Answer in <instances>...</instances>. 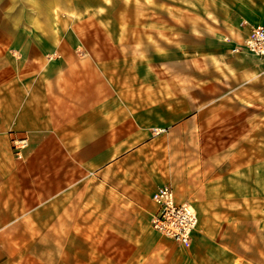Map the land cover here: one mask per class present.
Segmentation results:
<instances>
[{
    "label": "rangeland",
    "instance_id": "obj_1",
    "mask_svg": "<svg viewBox=\"0 0 264 264\" xmlns=\"http://www.w3.org/2000/svg\"><path fill=\"white\" fill-rule=\"evenodd\" d=\"M262 6L259 0H0V82L18 75L36 80L38 122L49 119L55 133L52 141L37 139L45 129L11 140L12 155L24 164L33 150L39 172L52 146L54 167L78 168L65 184L71 197L49 209L39 204L33 216L20 207L17 221L5 222L0 264H233L204 235L234 216L257 218L263 238L264 140L238 158L228 156L240 149H230L233 143L202 156L195 125L182 124L237 100L259 101L264 117V61L244 47L247 30L264 25ZM75 35L81 44L69 47ZM87 53L115 57L91 63ZM68 55L75 61H63ZM93 71L101 77L100 118L116 116L107 138L117 152L96 158L85 140L63 154L68 122L76 118L85 132L97 122L83 109L87 93L70 83L78 76L91 84ZM160 186L178 187L198 210L189 248L150 228L149 198ZM203 186L211 189L205 195Z\"/></svg>",
    "mask_w": 264,
    "mask_h": 264
},
{
    "label": "crops",
    "instance_id": "obj_2",
    "mask_svg": "<svg viewBox=\"0 0 264 264\" xmlns=\"http://www.w3.org/2000/svg\"><path fill=\"white\" fill-rule=\"evenodd\" d=\"M259 1L264 4V0ZM263 7L264 6L261 8ZM263 11L262 9L259 10L260 13H263ZM251 20H253V17ZM257 26L264 27V25ZM248 33L249 29L245 37H247ZM66 43L69 47H75L81 44V40L75 35L72 36V38H68ZM83 56L90 57L91 59L87 61L91 63L108 62L114 60L115 57L111 54L100 55L89 53L83 54ZM63 61L73 62L75 60L71 59L68 55ZM257 61H259V66L255 65L257 67L256 73L262 72V68L260 67L261 62L258 59ZM52 67L50 68V66H48L46 70L49 76L53 74L51 71ZM86 67H88L87 64ZM92 73L94 75L92 76L91 84H80V80L77 78L78 76L71 80L70 83L73 85V89L87 93L85 101L82 103L84 104L83 109L89 110L88 113L96 118L97 122L92 127H89L87 132H85V129L83 130L77 127L78 125L74 123V121L77 120L76 118H73V122H68L67 125L70 126L67 128V134H63L60 138L62 141H67V144H65V142L62 143V153L72 154L76 151V147H79L80 143H84L85 140H91V149H89V151L92 150L94 152V157L97 158L101 155L104 157H112L116 154L118 148L116 145H110L111 141L107 138V133L108 129L112 128L111 125L114 123L116 116L114 117L112 116L113 114H108L105 118H100L102 106L100 89H102V87L98 85V82L101 77L99 74L95 75L96 72L94 71ZM34 86H36V80L19 77V75L11 78L7 77L2 83L0 82V232L5 222L17 221L16 217L19 215V212L22 211L20 207H27L28 212H30L29 216H33L36 214L37 205L43 204L45 209H49V207L54 204V200L59 198L63 202L65 196L68 198L71 197L72 194L66 190L65 184L70 183L69 181H71L74 174H78L77 167L70 168L62 166L58 169L53 166L54 152L52 146L46 149V165L43 171L39 172L32 164L31 157H33V155L31 154L33 150L30 149L25 152L27 163L25 162L24 164L17 162L12 155L10 141L13 139H21L26 135L28 136V134L37 135L38 131L45 129V133L43 135H37V139L44 137L48 141H52L55 134L54 127L49 119L45 123L42 121L38 122L40 116L39 109L42 107H39L35 97L31 95V88ZM103 89L111 93L110 87L105 86ZM75 95H77L76 92ZM110 104L111 102L108 106ZM162 104H164V101ZM103 105H105V102ZM262 107L263 105L259 101L237 100L221 106L220 111L215 115L198 114L182 124L195 125V129L198 131V140L201 143L200 152H203L201 153L202 156H209L212 153L220 151L223 147L228 148V146L233 143L230 146L231 148L229 147L230 149L239 146L240 149L233 150L234 152L228 154V156L231 155L234 158H238L246 149H251L252 143L255 148V144H260L262 140H264V117L262 116ZM105 109H109V107H105ZM162 109H164L163 106L158 110L161 111ZM100 123H102V127ZM254 130H258V132H255L254 135H251V139H248V136ZM130 136L132 135H128L127 138ZM37 139L34 140L33 136L31 137L34 143ZM214 142L216 144L212 145ZM254 148L253 152L255 153L256 151ZM38 173L43 174V177L40 178L39 181L41 189L37 187ZM200 175H202L204 182L209 179L207 178L208 176H206L207 171H205V173L201 172ZM68 186L69 185H67V187ZM177 188L175 187L172 189L175 203H188L190 198L185 192H180ZM202 189L201 192L205 195L204 192L208 188H204L203 186ZM38 190L39 192L37 193ZM210 190L211 189H208L207 191ZM151 195L149 198L151 205L150 213L153 211ZM69 204L72 205L74 202L71 201L70 203V201H67L66 206ZM192 208L197 216V208L193 205ZM32 218L34 219V217ZM257 221V218H251L249 216L229 217L215 226V228L205 229L206 232L204 236H208V238L212 239L214 249L228 256L233 261V264H237V262L240 263V261L242 264H264V237L262 238L259 235L260 224H258ZM196 231L197 227L191 235V242L193 234ZM1 234L0 237L5 235ZM201 252L205 253L204 251ZM211 254L213 253H210V255ZM212 257L214 258V256Z\"/></svg>",
    "mask_w": 264,
    "mask_h": 264
},
{
    "label": "built area",
    "instance_id": "obj_3",
    "mask_svg": "<svg viewBox=\"0 0 264 264\" xmlns=\"http://www.w3.org/2000/svg\"><path fill=\"white\" fill-rule=\"evenodd\" d=\"M245 49L264 61V27L254 26L244 40ZM20 141L18 143H22ZM153 211L150 213L151 230L170 238L183 248L191 245V235L197 227V216L189 204H176L170 186L157 188L151 195Z\"/></svg>",
    "mask_w": 264,
    "mask_h": 264
}]
</instances>
